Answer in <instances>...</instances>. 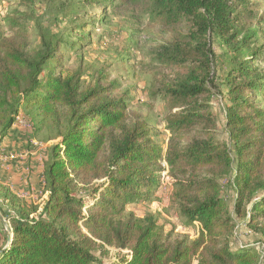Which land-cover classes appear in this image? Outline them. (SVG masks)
Listing matches in <instances>:
<instances>
[{"label": "trees", "instance_id": "obj_1", "mask_svg": "<svg viewBox=\"0 0 264 264\" xmlns=\"http://www.w3.org/2000/svg\"><path fill=\"white\" fill-rule=\"evenodd\" d=\"M119 1H60L61 20L70 26L65 34L42 32L35 48L24 13L5 16L9 32L0 26V144L24 111L51 119L59 137L44 169L41 202H23L0 188V211L12 233L0 220V264H262L263 248L234 240L238 219L264 234V108L258 100L264 49L256 46L264 19L255 2ZM120 3L142 6L150 20L168 27H188L186 41L155 53L173 71L157 90L169 108L165 144L139 114L131 116L129 98L116 94L115 83L99 77L86 85L82 64L64 69V52L88 45L85 31L107 22L108 9ZM90 5L103 6L100 20L85 19ZM218 67L224 72L219 83ZM216 96L225 102L227 140L218 136ZM164 176L186 225H199L193 239H171L151 214L126 213L129 204L152 201ZM225 184L234 193L233 211Z\"/></svg>", "mask_w": 264, "mask_h": 264}, {"label": "rangeland", "instance_id": "obj_2", "mask_svg": "<svg viewBox=\"0 0 264 264\" xmlns=\"http://www.w3.org/2000/svg\"><path fill=\"white\" fill-rule=\"evenodd\" d=\"M62 0H0V26L4 31H8L5 16H14L16 11L24 13L25 25L28 27L30 48H35L40 43V34H62L70 26L67 21L61 20L58 11V4ZM255 2L254 9L258 16L264 19V0H252ZM116 0V3H119ZM109 18L107 22H101L95 28L86 30L90 32L89 44L85 45L77 52L65 51L64 69L73 70L82 64L86 73L84 80L86 85L94 84L99 77L107 84L115 83L116 94H126L129 98L131 116L139 114L153 128L155 138L162 143H166L170 138V132L166 128V116L169 108L157 90L160 86L173 78V71L169 66L161 64L156 59L155 53L162 45L176 42V40L186 41L188 27L186 25H176L168 27L161 21L150 20L142 6H130L120 3L114 10L108 9ZM103 6H87L85 9V19L101 18ZM100 20V19H98ZM251 28L258 27L255 21L246 20ZM256 46L264 49V24L259 29ZM214 49L220 52V47L214 43ZM258 66L264 72V56L258 62ZM215 70V77L219 83L224 72L219 67ZM259 104L264 108V94L260 95ZM224 101L216 96L213 101L214 110H218L220 116L219 138L227 140L224 128ZM26 126H22L26 138L24 147L16 150L18 159H25L26 164L23 172V184L27 187L15 191V181L7 178L3 183L0 181V188L4 187L15 191L21 196L23 202H41L44 197V169L50 161L52 146L59 140L58 129L51 119L41 121L33 113L24 111ZM40 163L39 178L33 175L32 158ZM30 158V159H29ZM28 160V161H27ZM6 163L5 161H3ZM32 164V165H31ZM25 176V177H24ZM40 180V184L37 182ZM36 180V181H34ZM24 181H26V184ZM170 178L164 176L160 190L150 202L129 204L127 214H134L140 219L148 215L156 218L157 225L171 239L185 238L193 239L197 236L199 225L187 226L185 218L180 215L177 205L172 200V185ZM39 184V185H38ZM228 184H225L224 195L233 211L232 200L233 190L230 192ZM4 198L0 195V203ZM9 202L5 206L9 208ZM235 243L249 245L262 250L264 254V234L251 230L246 225L244 219H238L235 231ZM4 236L0 231V244L3 243ZM259 251V252H260ZM106 262L109 255L105 258ZM264 264V260L262 261Z\"/></svg>", "mask_w": 264, "mask_h": 264}, {"label": "crops", "instance_id": "obj_3", "mask_svg": "<svg viewBox=\"0 0 264 264\" xmlns=\"http://www.w3.org/2000/svg\"><path fill=\"white\" fill-rule=\"evenodd\" d=\"M25 140L26 138L24 136V131L22 130V126L14 125L12 129L9 131L8 135L2 140L0 144V153L13 152L15 154V157L7 161L6 163H4L2 159H0V181L2 179H5L1 181L4 183L7 178H11L12 180L15 181L16 187L14 188V190L17 192L27 187L25 184H23V177H22L24 172V167L26 164V158L18 159L19 158L17 157L18 154L17 152H15L16 150H20L24 147ZM32 164H33L32 168L34 174L33 176L37 179L39 178L41 166L39 161L36 159V157L32 158ZM40 180L41 179L37 180L39 184H40ZM24 182L26 183V181ZM41 182L42 184H44L43 180H41Z\"/></svg>", "mask_w": 264, "mask_h": 264}, {"label": "built area", "instance_id": "obj_4", "mask_svg": "<svg viewBox=\"0 0 264 264\" xmlns=\"http://www.w3.org/2000/svg\"><path fill=\"white\" fill-rule=\"evenodd\" d=\"M16 126H26V121L25 117L23 114H20L15 122ZM15 157V154L13 152H8V153H0V159L3 161L7 162ZM124 252H130L129 250H125Z\"/></svg>", "mask_w": 264, "mask_h": 264}, {"label": "water", "instance_id": "obj_5", "mask_svg": "<svg viewBox=\"0 0 264 264\" xmlns=\"http://www.w3.org/2000/svg\"><path fill=\"white\" fill-rule=\"evenodd\" d=\"M0 220H1V222L6 226V228L8 229V231H9V236H11L12 233H11V231H10V228H9L8 222H7V220L4 218V216H3V214H2L1 211H0Z\"/></svg>", "mask_w": 264, "mask_h": 264}]
</instances>
